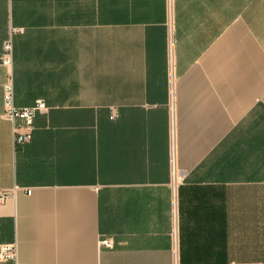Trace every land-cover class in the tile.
<instances>
[{
  "label": "crops",
  "instance_id": "1",
  "mask_svg": "<svg viewBox=\"0 0 264 264\" xmlns=\"http://www.w3.org/2000/svg\"><path fill=\"white\" fill-rule=\"evenodd\" d=\"M2 192L17 264H264V0H0Z\"/></svg>",
  "mask_w": 264,
  "mask_h": 264
},
{
  "label": "built area",
  "instance_id": "2",
  "mask_svg": "<svg viewBox=\"0 0 264 264\" xmlns=\"http://www.w3.org/2000/svg\"><path fill=\"white\" fill-rule=\"evenodd\" d=\"M11 63V45L10 42L7 41L3 46L1 65L4 67H10ZM3 104L5 109V117L12 124L14 147L29 143L32 139V133L34 130V118L38 113L46 109L44 103L38 101L31 107L16 108L13 103V86L9 78L3 86ZM26 195H30V190H26ZM7 196L8 193L6 192L0 193V203L3 202ZM99 245L107 249H112L113 247L111 240H102L100 241ZM4 261L17 264L15 244L2 245L0 247V262Z\"/></svg>",
  "mask_w": 264,
  "mask_h": 264
}]
</instances>
